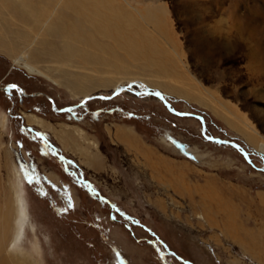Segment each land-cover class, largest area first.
Segmentation results:
<instances>
[{
	"label": "rangeland",
	"instance_id": "obj_1",
	"mask_svg": "<svg viewBox=\"0 0 264 264\" xmlns=\"http://www.w3.org/2000/svg\"><path fill=\"white\" fill-rule=\"evenodd\" d=\"M97 2L103 17L126 28L121 41L142 43L151 37L163 57L149 60L127 53L129 71L124 74L94 65L76 69L78 64L53 62L37 41L25 45L8 34L6 40L16 42L21 55L38 56L40 72H31L0 52V113L8 119L2 140L24 174L43 260L264 264V170L258 168L264 150L244 136L252 128L264 149V0ZM64 11L68 23L77 19L73 11ZM157 11L162 29L144 23L149 12ZM100 36V44H113ZM160 61L166 73L159 71ZM107 79L136 90L159 89L176 110L202 115L207 135L239 143L253 164L233 146L205 138L198 118L174 114L151 95L126 91L109 99L91 98L72 110H55L84 97L73 93L71 83L85 87ZM9 84L26 94L6 88ZM112 90L95 88L89 96ZM32 116L46 129L29 124ZM120 129L137 132L149 153L113 141L110 135ZM64 130L76 140L70 137L67 149L57 138ZM183 148H198L205 153L204 162ZM1 173L4 180V168ZM32 239L28 226L23 238L27 249Z\"/></svg>",
	"mask_w": 264,
	"mask_h": 264
},
{
	"label": "bare ground",
	"instance_id": "obj_2",
	"mask_svg": "<svg viewBox=\"0 0 264 264\" xmlns=\"http://www.w3.org/2000/svg\"><path fill=\"white\" fill-rule=\"evenodd\" d=\"M96 3L99 2L97 0H0V52L6 53L13 58L15 63L24 65L31 72H40L37 67L38 56L27 53L21 55L19 45L16 42L6 40L8 34L15 35L16 40L25 45L37 41L42 48L47 50L48 55L54 59L53 62L74 66L78 64L75 67L76 69H79V64L94 65L96 68H112L124 74L129 71L127 53L131 57L143 55L149 60H153L155 56L163 57L158 44L151 37L146 36V42L142 43L131 39H128L129 42H127V39L121 41L120 39L126 38L124 31L126 28L123 29L121 24L117 23L118 21L113 22L112 17V21L108 17H103L98 12L99 10L97 11ZM64 10L73 11L77 15V19L68 23L69 20L67 21L68 18L64 15ZM88 12L93 17H88ZM159 12H149L146 15L147 18L145 17V25L151 22L162 29L163 22L156 16ZM87 22L93 30L86 29ZM97 35L113 39V44L110 46L100 44ZM91 50L96 52L92 53ZM119 51H123V54ZM158 66L159 71L167 72L162 61L158 63ZM75 76L77 77V75ZM130 80L127 79V81ZM120 82L122 81L115 82V80L107 79L104 82L94 83L92 86L88 85L89 87L87 83L85 87H82L77 82V84L71 83L70 86L75 95L86 97L95 88L112 86L116 89L122 86L123 83ZM126 91L129 92V89L122 92ZM184 94L179 95L182 97L187 96ZM28 122L46 129V124L37 116L28 118ZM246 122L244 125L249 128L251 125ZM230 124L233 125L234 123L230 122ZM7 126V117L0 113V264H46L43 260L42 242L30 218L24 174L14 159L8 144L2 140V135ZM245 126H242V128L245 129ZM249 130V134L243 135L258 150H264L261 141L256 138L258 136L257 132L252 128ZM110 136L113 141L117 143L125 142L127 146L134 148L141 154L149 153V149L142 144L141 138L133 129H120L115 135L111 134ZM70 137L72 139V131L70 130H64L61 135H57V138L66 149ZM73 142H76V140H73ZM162 142L171 148L174 146L173 143H168L166 138H162ZM183 151L194 155L201 162L204 159L205 153L199 151L198 148H183ZM91 163L96 166L99 163L98 156L94 155ZM2 168L6 171L4 180L1 173ZM199 217L202 218L203 216L200 215ZM28 226L33 232L31 249H27L23 245V238Z\"/></svg>",
	"mask_w": 264,
	"mask_h": 264
},
{
	"label": "water",
	"instance_id": "obj_3",
	"mask_svg": "<svg viewBox=\"0 0 264 264\" xmlns=\"http://www.w3.org/2000/svg\"><path fill=\"white\" fill-rule=\"evenodd\" d=\"M12 86H16L15 88L20 93L26 94L23 89L19 88L15 84H9V85L6 86V88H9V87H12ZM127 89H129V91H131L132 93H134V94H136L138 96L151 95V96H154V97L158 98L168 108V110H170L174 114H177V115H180V116H193L195 118H198L200 120V122H201V125H202L201 132L205 136V138H207L208 140L213 141V142L223 143V144H228V145L233 146L234 148H236L244 156V158H246V160L248 162L253 164L251 159H250V157H249L248 152L239 143H237V142H235L233 140L222 139V138H219V137L207 135L205 133V121H204V118H203L202 115L195 114V113H192V112H187V111H178V110H176L171 105V103L167 100L166 95L162 91H160L159 89H149V88L145 89V88H141V89L136 90L135 88L132 87V85L128 84L125 87H118V88L112 90L111 94H109V95H102V94H97V95H92V96L88 95L86 97L81 98L78 104L67 106V107H64L62 109H56L55 108V110L56 111L72 110V109L76 108L79 105H83L84 103H86L91 98L99 97V98H103V99H109V98H113L114 96H116L117 94L122 92L123 90H127ZM156 93H159L160 95L157 96ZM258 168L260 170H264V159H263V162H262V166H260Z\"/></svg>",
	"mask_w": 264,
	"mask_h": 264
},
{
	"label": "snow or ice",
	"instance_id": "obj_4",
	"mask_svg": "<svg viewBox=\"0 0 264 264\" xmlns=\"http://www.w3.org/2000/svg\"><path fill=\"white\" fill-rule=\"evenodd\" d=\"M13 88H15L16 86H12ZM156 95L157 96H159L160 94L159 93H156ZM29 182H31V178H29ZM95 190L93 189V192H94ZM102 202H106V201H102ZM72 206V204H71V200H69V207H71ZM113 208H114V210L118 213V214H120V209H119V207H117V206H113ZM112 219H116V217L115 216H113V217H111Z\"/></svg>",
	"mask_w": 264,
	"mask_h": 264
}]
</instances>
